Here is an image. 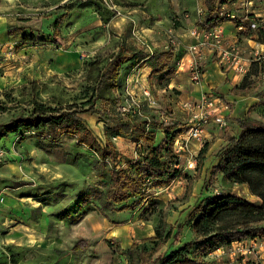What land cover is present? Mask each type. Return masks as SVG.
Listing matches in <instances>:
<instances>
[{
    "label": "rangeland",
    "instance_id": "1",
    "mask_svg": "<svg viewBox=\"0 0 264 264\" xmlns=\"http://www.w3.org/2000/svg\"><path fill=\"white\" fill-rule=\"evenodd\" d=\"M86 1L91 4L83 5ZM129 1L135 4L116 5L112 0H0L3 7L0 11V100H4L2 94L9 89L13 90L12 96H17L19 87L32 83L45 103H58L61 107L78 105L85 100L87 89L96 77L97 68H92L90 62L114 51L120 39L127 47L142 48L146 52L164 48L163 45L170 41L175 51L182 48L180 43L186 47L187 38L177 37L169 30L172 26L186 25L188 28L190 25L186 23L197 25L195 14L202 0ZM69 5L72 8L64 13V8ZM61 14L64 15L57 25L54 45L38 42L32 45L23 42L21 34L10 37L5 34L4 23L19 22L26 26L24 35H32L35 40L48 39L53 33L54 18ZM155 42L161 44L153 46ZM187 61V56L182 61L179 59L176 70L181 64L178 73H187L188 77ZM138 67L140 64L131 68L122 65L119 86L104 90L101 95L107 100H98L95 106L110 113L124 107L139 118L142 108L148 107L142 93L147 89L155 101V106L148 107L153 108L152 114L158 117L162 113L166 119L178 120L182 134L185 133L186 116L179 105V91L172 84L168 86L169 83L166 88H159L155 79L149 78V73L146 76ZM199 68H202L201 63ZM259 75L253 76L257 81L256 89H262L264 85V79ZM227 101V126L209 128L208 135L200 141H182V148L176 153L179 174L161 187L145 182L142 203L132 210L111 212L105 209L109 219L97 212L94 202L89 207L74 202L76 192L84 187L103 188L105 179L97 175L98 172L106 174L109 162L103 163L106 165L102 167L91 151L75 143L74 135L64 132L63 126L58 128L59 136L53 140L38 138L37 132H44L45 128L26 131L18 127L8 133L6 136L11 142L4 139L0 144V220L3 222L0 225V264H127L125 248L133 241L152 235L156 214L144 211L151 198L161 202L163 218L169 225L174 224L182 209L193 206L197 200L207 198L222 187L239 198L258 202L244 184L227 186L221 182L220 175L211 185L201 188L203 179L216 162L214 152L222 143L223 134L234 129V117L230 116L233 104ZM9 104L7 102V106ZM237 115L264 121V99L245 111L238 110ZM5 116V113L0 114V121ZM79 116L102 142L104 125L97 115L84 112ZM19 134H24V139L16 143ZM107 134L119 152L117 162L132 158L133 147L127 137L113 139L115 135ZM205 143L207 150L198 157V150ZM191 160L193 167L187 168L186 164ZM121 163L115 164L116 168H122ZM5 197L22 204L12 206L10 200L3 203ZM36 205L37 211H33L31 208ZM41 211L47 214L46 218L37 221ZM12 216L20 219L23 226L11 229L15 224L5 219L14 220ZM77 237L85 239L87 245L82 250L70 252L69 247ZM189 239L191 233L186 226L171 245L167 247L165 243L156 254L176 248ZM150 245V242L139 243L144 249ZM6 246H10L8 251ZM8 255L15 263L9 261ZM208 259L212 260L211 264H264V247L241 259L231 254L229 244L218 247Z\"/></svg>",
    "mask_w": 264,
    "mask_h": 264
},
{
    "label": "trees",
    "instance_id": "2",
    "mask_svg": "<svg viewBox=\"0 0 264 264\" xmlns=\"http://www.w3.org/2000/svg\"><path fill=\"white\" fill-rule=\"evenodd\" d=\"M112 1L116 5L135 4L129 0ZM222 1L224 0H202V20L196 22L200 28L210 29L230 21L227 17L213 14L215 6ZM90 4L88 1L83 3ZM71 8L70 5L65 7L64 13ZM63 15L54 18L53 33L48 39L35 40L32 35H24L26 26L19 22L6 26V34H21L22 41L32 45L35 42L54 45L58 35L57 25ZM233 21L238 23L237 20ZM253 33L259 42H264L258 27ZM120 37L124 38V34ZM183 54L181 48L175 51L171 45L146 52L142 48L127 47L120 39L114 51L100 60L90 62L92 68H97L96 77L93 85L87 89L85 100L78 105L61 107L58 103H45L38 97L37 89L32 83L19 87L16 90L17 96H12L13 90L9 89L2 94L4 100H0V114H6L0 121V139L18 127H23L26 131L30 128H45L44 132H37L38 138L53 140L59 136L58 128L63 126L64 132L74 135L75 143L91 151L96 160L102 163V167L106 165L103 163L109 162L106 174L98 172L97 175L105 179L103 188L84 187L76 192L74 202L85 207L94 202L97 212L105 219H109L105 209L111 212L132 210L145 199V182L161 187L179 174L173 142L183 132V128L174 118L166 119L162 113L155 116L151 112L153 108L143 107L142 117L137 118L128 111L110 113L105 108H97L95 103L107 100L101 95L104 90L119 86V70L124 64L131 68L145 63L150 68L148 77L154 78L159 88H166L176 71V63ZM257 73L264 75V59L251 61L247 72L237 85L230 87L229 93H252L259 100L264 99V85L262 89H256L257 81L253 78ZM7 102L11 104L7 106ZM84 112L97 115L98 120L103 123L102 142L85 126L79 116ZM233 123V131L223 134L222 143L214 152L216 162L210 168L207 178L203 179L201 188L211 185L216 176L220 175L221 182L227 186L244 184L258 202L239 198L222 187L207 198L197 200L193 206L182 209L174 224L169 225L163 218L161 202L151 198L145 204L144 211L156 214L152 235L133 241L125 248L127 264H211L212 260L208 259V255L218 247L253 237L264 238V121L237 115L233 118ZM107 132L127 137L133 143H140L143 150L135 158L117 162L119 152ZM23 135H18L16 143L24 139ZM207 147L206 143L201 146L198 157H202ZM119 163L122 168H116L115 164ZM195 168L198 170L199 165ZM186 226L191 239L176 248H167L156 254L165 243L167 247L171 245L172 240ZM144 242H150V247L144 249L139 246V243ZM86 245L85 239L77 237L69 251L82 250ZM9 249L10 246H6V250ZM8 259L15 263L11 255H8Z\"/></svg>",
    "mask_w": 264,
    "mask_h": 264
},
{
    "label": "built area",
    "instance_id": "3",
    "mask_svg": "<svg viewBox=\"0 0 264 264\" xmlns=\"http://www.w3.org/2000/svg\"><path fill=\"white\" fill-rule=\"evenodd\" d=\"M233 1L238 5L244 6V8L251 7V0ZM219 15L227 17L230 20H237L238 23L235 24L237 32H244L247 29L253 32L256 27H258L264 40V20L259 19L258 16H253L245 21L243 17L236 18L232 12L228 11L222 12L220 10ZM183 16L186 17V14L184 13ZM187 34L192 41L188 44L185 51V56L188 57L186 69L189 71L188 79L193 83H198L200 81L202 71L199 69V64L207 58L206 56H208V54H214L215 61L220 66L231 69L234 74L242 76L247 72L251 60H258L259 52L264 51V42H259L256 34L253 33L254 37H248V39L253 41L249 52L251 57L245 56L243 54V48L237 40L232 39L227 41V43L224 41L223 31L220 25H216L210 29H203L197 25H193L188 28ZM168 45L173 47V42L170 41V43L164 44L163 47L166 48ZM183 58L184 57H181L180 61H182ZM181 66L182 65L179 64L177 69L179 70L182 68ZM259 76L261 79H264L263 74H260ZM142 93L146 105L148 107L155 106V101L149 95V91L143 89ZM179 105L186 116V131L183 134H179L173 142V151L175 154L177 153V150L182 148V141L188 139L200 141L204 139L208 135V126L212 125L217 129H222L227 126L226 117L229 104L222 96L213 94L209 91L201 92L197 96H188L183 100H180ZM121 110L128 111V109L124 107H122ZM115 137L116 136H114L113 139H115ZM186 167H193V160L188 161ZM232 244L235 246L233 247ZM230 247L231 254L238 255L242 259L245 256L253 255L256 250H261L262 247H264V238L253 237L250 239L233 241L230 243Z\"/></svg>",
    "mask_w": 264,
    "mask_h": 264
},
{
    "label": "crops",
    "instance_id": "4",
    "mask_svg": "<svg viewBox=\"0 0 264 264\" xmlns=\"http://www.w3.org/2000/svg\"><path fill=\"white\" fill-rule=\"evenodd\" d=\"M2 9L3 7L0 6V11H2ZM200 10L203 11L202 1L200 4V7L196 9L195 21L197 20L200 21L199 20L200 15L202 14ZM220 10L222 12L224 11L232 12L236 16V18L243 17L245 21H247L250 17H253V16H258L259 19L264 20V0H251V7H245V8L244 6L238 5L233 0H224L215 6V10L213 14L220 16L219 15ZM174 20H177V18ZM1 24H2V20L0 19V25ZM186 24L190 25V26H187L188 28L193 26V23H186ZM8 25H11V24H8ZM8 25L4 23V28H6V26ZM219 25L223 31L224 41L227 43V41L232 40V39L237 40V42L243 48V54L245 56L251 57V54L249 52L251 50L250 48H251L253 41L251 39H248V37L250 36L254 37L253 32L251 30L248 31V29L244 32H237V30L235 29V21L233 20L222 22ZM185 26L186 25L182 27L172 26V28L169 31H171L177 37H186L188 40V43L186 45L187 47L188 44L192 40L191 38L188 37V34H187L188 28H185ZM246 32H250V33H246ZM5 34H6V30H5ZM13 35H7V36L10 37ZM160 44H161L160 42H157V43L155 42L153 43V46L155 45L158 46ZM180 45L182 47L181 49L184 51V54L182 57H185L186 47L183 46L181 43ZM206 57L207 58L201 62L202 76L198 83L190 82L187 77V73H184V72L178 73V69L175 71L173 77L168 82L169 84L167 83L168 86L172 84V87L176 89L177 91H179V95H178L179 100H183L184 98L188 96L189 97L197 96L201 92L209 91L213 94H216L215 92H217L218 95L220 94L223 98H225L226 100L228 99L230 102H232L233 110L230 113L231 117H236L238 114V110L245 111L246 108L250 106H254L257 103H259V99L254 97L252 94H246V95L230 94L229 93L230 87L233 85H237L240 82L242 76L236 75L231 69L224 68L220 66L219 64H217V62L215 61L214 54L213 55L208 54V56ZM258 59H264V51L259 52ZM251 61H255V59H252ZM146 69L148 70L146 71ZM138 70H144L146 76L150 71L149 67L145 63L140 64V67H138ZM211 127H214V126L212 125L208 126V133L210 132L209 128ZM4 139L5 141L7 139V141L11 142V138H7V136H5L0 139V144L2 143ZM131 147H133L131 151L132 158L137 157L138 154H140V152L143 150V146L140 143L131 142ZM8 200L11 201L12 206H15V205L18 206L19 204H22L21 202H15L7 197H5V200L3 201V203H7ZM37 208L38 206L36 205V206H33L31 209L33 211H37ZM39 213H40V216L37 217L38 218L37 221H40V220L43 221L46 218L47 214H44L43 211ZM13 217L14 216H12V219L14 220L5 219L6 221H11L13 224H15L11 227V229H13V227L23 226L21 224L22 221L20 219L13 218ZM2 223L3 222L0 220V225ZM27 226H30V225H27Z\"/></svg>",
    "mask_w": 264,
    "mask_h": 264
}]
</instances>
